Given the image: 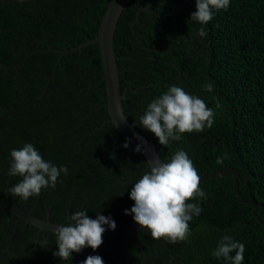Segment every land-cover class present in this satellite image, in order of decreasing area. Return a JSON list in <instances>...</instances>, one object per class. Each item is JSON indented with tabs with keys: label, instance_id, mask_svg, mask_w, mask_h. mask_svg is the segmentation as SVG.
<instances>
[{
	"label": "trees",
	"instance_id": "1",
	"mask_svg": "<svg viewBox=\"0 0 264 264\" xmlns=\"http://www.w3.org/2000/svg\"><path fill=\"white\" fill-rule=\"evenodd\" d=\"M109 1L0 0V199L33 208L40 219L48 214L66 225L71 214L86 210L92 219L99 213L116 225L127 223L133 219L125 214L134 205L131 188L150 170L144 155L135 146L125 148L128 140L106 121L97 43L66 54L54 50L93 39ZM145 4H126L113 32L123 113L139 123L147 105L170 85L203 99L215 113L210 129L163 147L154 134L137 128L165 162L186 151L199 176L224 165L235 168L240 195L230 171L200 181L206 196L195 201L202 212L189 222L187 241H157L140 228L138 243L129 242L126 254L131 264H225L211 253L229 235L245 246L243 264H264V0H230L226 11L214 12L203 25L205 37L197 35L201 25L190 21L195 0H150L135 21ZM47 47L52 49L26 56ZM209 83L213 90L204 91ZM25 143L68 169L55 188L27 201L9 192L21 177L8 175L11 150ZM122 236H103V242ZM56 241L55 231L0 209V264H76L79 253L71 261L53 255ZM89 255L101 256L104 264H126L118 249H89L83 261Z\"/></svg>",
	"mask_w": 264,
	"mask_h": 264
},
{
	"label": "clouds",
	"instance_id": "2",
	"mask_svg": "<svg viewBox=\"0 0 264 264\" xmlns=\"http://www.w3.org/2000/svg\"><path fill=\"white\" fill-rule=\"evenodd\" d=\"M195 5L196 11L191 14L190 21L201 25L197 35L205 37L207 31L203 25L213 19L214 12L226 11L230 0H195ZM212 90L211 83L204 86V91ZM216 106L220 107L219 103ZM214 119V110L203 99L180 86L170 85L167 91L147 105L139 124L154 134L160 145L167 147L170 141H180L184 134L210 129ZM129 143L126 141L123 146L127 148ZM140 150V145H137L135 151ZM222 162L217 158L216 163ZM67 172L66 166L57 167L46 161L33 144L25 143L10 152L8 175L19 176L21 180L9 192L27 201L30 197L39 196L43 189L55 188L61 173L67 175ZM129 196L134 205L130 211L126 209L125 214L132 215L142 229H147L152 239L176 244L187 241L191 235L189 222L202 212L195 201L204 198L206 193L200 187V176L193 161L186 151L179 149L168 162L157 161L155 166H151L134 183ZM105 226L115 230L116 223L110 216L99 213L96 219H92L86 210L71 214L69 222L56 229L58 251L53 255L61 261H71L73 253H81L85 248L96 251L103 244ZM244 252L243 243L224 235L211 255L217 260L223 259L225 264H243ZM83 264H104V261L99 255H89Z\"/></svg>",
	"mask_w": 264,
	"mask_h": 264
},
{
	"label": "water",
	"instance_id": "3",
	"mask_svg": "<svg viewBox=\"0 0 264 264\" xmlns=\"http://www.w3.org/2000/svg\"><path fill=\"white\" fill-rule=\"evenodd\" d=\"M131 0H110L107 4L105 11L101 17L100 24L98 26V31L96 36L93 39H88L87 41L81 43L77 46L68 47L66 49H54L58 52H62L66 54L67 52L76 50L91 43H97L99 47V53L102 63L103 76L102 80L105 83V91H106V100L102 103L107 107L108 118L106 121L111 122L114 127L119 131V133L128 141L129 147L140 145V152L144 155L147 161V166L150 169L151 166H155L157 161H163L156 149L155 145L152 142L151 138H146L137 127H142L137 122H130L127 120L123 113V109L121 106V99L125 97V91L121 92L118 80V68L116 65V55L113 49V32L116 26V22L118 17L122 11V9L128 4ZM150 4V0H146V4L143 7H140L136 13L137 21L139 13L141 10H147ZM52 48H35L32 51L28 52L26 56L31 54L37 50H50ZM26 56L22 58L20 63H22ZM54 72V70H53ZM52 76V75H51ZM230 171L233 175V183L234 189L238 195L240 192L238 191V179L240 175L238 171L231 167L230 165H224L218 169L213 170L212 172L200 176V181L206 180L212 177H218L221 173H225ZM0 209H4L12 212L17 216L18 220H22L31 225L36 226L39 230H51L55 231L59 225H62L57 222H52L48 218V214L45 219L37 218L32 214V210H24L20 208L17 204H13L11 200H1L0 199ZM64 225V224H63ZM107 229V226H105ZM141 228L133 219L127 223H122L116 225L115 230L107 229L103 236L107 235H123L121 240L111 243V242H103V244L99 247L102 249H118L122 254L124 261L126 264H131L127 254H126V246L129 242H136L134 240L135 233ZM142 247V245L140 244ZM91 248H85L81 253H79L76 264H83V259ZM145 252V250H144ZM153 259V258H152ZM154 260V259H153ZM157 264V263H155Z\"/></svg>",
	"mask_w": 264,
	"mask_h": 264
}]
</instances>
